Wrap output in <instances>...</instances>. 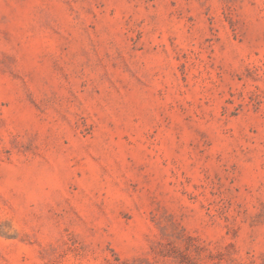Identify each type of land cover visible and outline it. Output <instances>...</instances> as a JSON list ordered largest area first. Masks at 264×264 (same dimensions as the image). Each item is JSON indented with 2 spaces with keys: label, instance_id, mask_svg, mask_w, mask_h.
Instances as JSON below:
<instances>
[{
  "label": "rangeland",
  "instance_id": "rangeland-1",
  "mask_svg": "<svg viewBox=\"0 0 264 264\" xmlns=\"http://www.w3.org/2000/svg\"><path fill=\"white\" fill-rule=\"evenodd\" d=\"M0 264H264V0H0Z\"/></svg>",
  "mask_w": 264,
  "mask_h": 264
}]
</instances>
